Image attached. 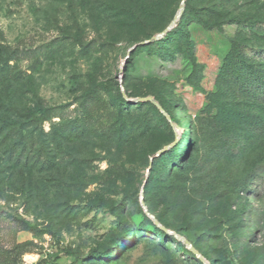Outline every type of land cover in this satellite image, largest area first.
I'll return each instance as SVG.
<instances>
[{
  "label": "rangeland",
  "instance_id": "1",
  "mask_svg": "<svg viewBox=\"0 0 264 264\" xmlns=\"http://www.w3.org/2000/svg\"><path fill=\"white\" fill-rule=\"evenodd\" d=\"M257 24L264 0H0V264H198L175 239L205 264H264V94L239 64L264 51ZM119 88L164 100L175 134H136ZM175 136L181 168L154 180Z\"/></svg>",
  "mask_w": 264,
  "mask_h": 264
},
{
  "label": "trees",
  "instance_id": "2",
  "mask_svg": "<svg viewBox=\"0 0 264 264\" xmlns=\"http://www.w3.org/2000/svg\"><path fill=\"white\" fill-rule=\"evenodd\" d=\"M256 28L259 31L264 32V25L257 24ZM176 31L173 29L169 30L163 37L159 38L158 40L149 43L147 47H154V46H161L164 44H167L169 42H172L176 40ZM258 54H264V51H258L249 49L244 51V54L240 53V67L242 70H244L245 75L252 81L253 85L256 86L257 90L262 91V94H264V77L262 75H256L255 67L251 63L252 61H255L257 59ZM133 55V53L131 54ZM130 62V61H129ZM254 69V71L252 70ZM97 88L101 89H107L104 83H98L96 85ZM94 93V91H90L88 93L89 96H91ZM119 93V116L121 118L131 117L134 126H135V132L137 134L138 131H141L142 136L145 134H148L149 132L156 131L160 127H165L164 125L168 126V128L171 130L172 133L175 134L174 130V124L176 123L173 116L169 115L168 109L165 107V101L158 97H152L149 100H138L136 103L133 102V95L128 93V91H123L121 88L118 89ZM143 113L144 119L140 120L139 115ZM37 114L40 116L38 117L39 120L44 121L48 119L58 118L60 113L58 112L57 108L53 109H40L37 111ZM171 119V121L168 120V116ZM135 132L133 134H135ZM188 132H185V135L187 136ZM135 134V135H136ZM183 148V151L181 152V147ZM187 151V144H184L175 136L174 140V147L170 152H167L163 154L159 158H155L153 162L152 172H153V179H158L156 176L159 171H162L163 173H167V165L174 166L176 168H181V161L185 157ZM169 163V164H167ZM169 173V172H168ZM121 225L123 227V230L125 232V238L123 239V243L127 244L130 243L133 234L131 233V230L125 224L123 221H120ZM153 228V235L156 238L162 239L164 242L165 233L164 231L155 223H152ZM117 241V240H116ZM175 244L179 245L181 247V250L183 251L184 255L188 257L189 259L194 260L198 264H205L203 260L198 259L193 251H191L187 247V241L184 239H175ZM119 244L114 249H108L103 253H92L93 259L100 260L102 262H111L115 258H117V255L119 254L118 251ZM87 259H83L80 256H77V260L74 264H78L79 262L84 263Z\"/></svg>",
  "mask_w": 264,
  "mask_h": 264
},
{
  "label": "water",
  "instance_id": "3",
  "mask_svg": "<svg viewBox=\"0 0 264 264\" xmlns=\"http://www.w3.org/2000/svg\"><path fill=\"white\" fill-rule=\"evenodd\" d=\"M169 30H171V27H169L165 32H163V33H162L160 36H158L157 38H155V39H151L148 43H152V42L158 40L159 38L163 37V36H164ZM145 44H147V43H143V45H145ZM138 47H139V45H137L135 48H138ZM192 251L195 253V255H199L197 251H194V250H192ZM200 259L202 260V258H200Z\"/></svg>",
  "mask_w": 264,
  "mask_h": 264
}]
</instances>
